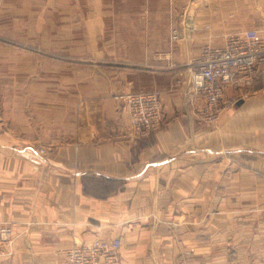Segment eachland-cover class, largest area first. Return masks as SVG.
<instances>
[{"label":"crops","instance_id":"1","mask_svg":"<svg viewBox=\"0 0 264 264\" xmlns=\"http://www.w3.org/2000/svg\"><path fill=\"white\" fill-rule=\"evenodd\" d=\"M123 1L144 6L103 15L143 19L127 23L142 40L91 49L169 48L183 68L224 35L256 29L264 38V0ZM151 59L146 70L99 63L109 77L82 85L74 108L51 112L48 134L0 120V220L14 228L0 264H64L65 250L98 237L120 238L122 264H264V73L213 129L190 112L187 73ZM141 81L163 103L161 127L148 134L131 128L118 97Z\"/></svg>","mask_w":264,"mask_h":264},{"label":"rangeland","instance_id":"2","mask_svg":"<svg viewBox=\"0 0 264 264\" xmlns=\"http://www.w3.org/2000/svg\"><path fill=\"white\" fill-rule=\"evenodd\" d=\"M129 5L138 10L144 6L139 1L123 0H0V120L8 121L16 133L24 125L26 129L40 127L41 135L48 134L45 129L51 112L64 113L65 109L74 108L82 85L95 89L98 82L109 77L103 67L99 69L102 61L137 62L134 67L146 70L152 68L145 62L149 56L151 61H169L168 68L178 74L182 70L187 73L189 62L195 57L179 67L172 62L169 48L147 52L130 44V50L91 49L92 44L128 40L136 44L142 40L143 36L128 34L127 23L143 19L103 15L128 9ZM150 5L160 7V0H152ZM138 90L157 91L143 84L134 91ZM221 151L229 155L228 151ZM202 153L212 152L205 149Z\"/></svg>","mask_w":264,"mask_h":264},{"label":"built area","instance_id":"3","mask_svg":"<svg viewBox=\"0 0 264 264\" xmlns=\"http://www.w3.org/2000/svg\"><path fill=\"white\" fill-rule=\"evenodd\" d=\"M179 37L172 27L171 40ZM264 73V38L259 30L248 29L223 36L222 44L206 45L189 62L186 103L198 121L216 126L222 112L248 98L256 78ZM131 128L140 134L161 127L163 103L157 91H128L118 96ZM40 153H46L40 148ZM14 240L13 223L0 220V262L9 255ZM121 240L95 238L63 252L64 264H122Z\"/></svg>","mask_w":264,"mask_h":264}]
</instances>
